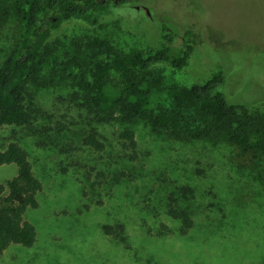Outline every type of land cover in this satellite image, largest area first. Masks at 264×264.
<instances>
[{"label": "rangeland", "instance_id": "1", "mask_svg": "<svg viewBox=\"0 0 264 264\" xmlns=\"http://www.w3.org/2000/svg\"><path fill=\"white\" fill-rule=\"evenodd\" d=\"M165 28L177 33L175 54L188 30L199 40L189 67L167 72L177 82L190 85L223 70L230 99L264 111V0L112 5L96 26L64 24L49 49L58 57V75L78 76L81 66L91 68L82 54L91 38L108 39L124 54L146 52L159 46ZM19 30L18 18L0 26V64ZM48 73L29 86L33 122L0 129V151L21 144L43 184L39 207L25 215L37 229L36 243L10 247L0 264H264V163L240 160L227 144L177 142L142 121L132 160L119 138L125 125L100 121L79 106L72 77ZM91 130L107 144L105 152L82 145ZM98 171L105 180L96 178ZM17 174L16 165L0 166L1 182ZM172 195L194 218L187 235L169 214ZM118 225L125 227L117 235L104 229Z\"/></svg>", "mask_w": 264, "mask_h": 264}, {"label": "trees", "instance_id": "2", "mask_svg": "<svg viewBox=\"0 0 264 264\" xmlns=\"http://www.w3.org/2000/svg\"><path fill=\"white\" fill-rule=\"evenodd\" d=\"M136 1L0 0V26L12 17L18 18L20 26L12 51L0 64V129L33 122L29 86L48 69L51 76L56 73L65 81L74 79L81 108L100 121L119 119L125 125L119 138L132 160L139 155L136 124L142 121L177 142L227 144L238 152L240 160L251 165L264 163V111L252 112L248 104L230 99L225 92L227 76L223 70L190 85L180 84L174 74L167 73L183 71L191 64L199 43L192 30L185 33L184 48L179 54L173 48L177 33L168 28L159 46L130 54L121 53L110 40L95 36L82 52L84 60L90 62V70L81 66L78 76L66 72L58 75V57L49 49V42L64 24L77 20L96 26L111 12L112 5ZM73 63L81 64L77 59ZM82 145L97 153L107 149L95 130L82 136ZM4 165H16L18 174L9 181H0V258L14 245L32 247L36 243L37 229L25 215L29 209L39 207L38 194L43 188L28 151L18 142L0 151V166ZM105 177V171L96 174L97 179ZM177 204V199L170 196L169 214L181 221L180 232L187 235L195 221L188 210ZM124 227L104 229L108 235H117L116 229L122 232Z\"/></svg>", "mask_w": 264, "mask_h": 264}, {"label": "water", "instance_id": "3", "mask_svg": "<svg viewBox=\"0 0 264 264\" xmlns=\"http://www.w3.org/2000/svg\"><path fill=\"white\" fill-rule=\"evenodd\" d=\"M148 13H149V11H148Z\"/></svg>", "mask_w": 264, "mask_h": 264}]
</instances>
